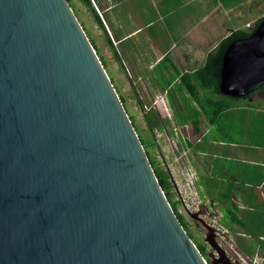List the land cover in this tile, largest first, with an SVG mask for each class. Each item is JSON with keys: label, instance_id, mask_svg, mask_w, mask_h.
Instances as JSON below:
<instances>
[{"label": "water", "instance_id": "obj_1", "mask_svg": "<svg viewBox=\"0 0 264 264\" xmlns=\"http://www.w3.org/2000/svg\"><path fill=\"white\" fill-rule=\"evenodd\" d=\"M263 86L264 21L226 49L219 89ZM0 264H207L67 0H0Z\"/></svg>", "mask_w": 264, "mask_h": 264}, {"label": "crops", "instance_id": "obj_2", "mask_svg": "<svg viewBox=\"0 0 264 264\" xmlns=\"http://www.w3.org/2000/svg\"><path fill=\"white\" fill-rule=\"evenodd\" d=\"M91 1L113 43L109 46L114 54H107L137 80L134 86L149 80L147 93L155 96L153 102L163 96L159 103L166 121L180 127L179 149L186 152L198 173L205 210L218 208L223 216L222 205L235 203L249 217L245 219L246 228L236 227V231L245 236L254 229L264 235V90L248 100L234 102L222 114L237 121L224 133V139L213 135L220 117L214 124L205 117L187 120L188 110H200V106L181 87L183 78L202 70L209 53L224 39L238 31H253L264 20V10L252 9V5L260 6V0ZM93 31L97 40L101 36L106 40L95 23ZM170 109L179 111L172 121ZM184 128L192 132L185 135ZM182 165L179 154L167 167L173 186L182 180ZM253 213L257 221L252 219Z\"/></svg>", "mask_w": 264, "mask_h": 264}, {"label": "rangeland", "instance_id": "obj_3", "mask_svg": "<svg viewBox=\"0 0 264 264\" xmlns=\"http://www.w3.org/2000/svg\"><path fill=\"white\" fill-rule=\"evenodd\" d=\"M70 6L85 33L91 39H94L98 51H100V54L103 53L102 55L107 60V72L109 74V77L114 82L119 96L123 97L128 114L134 118L135 127L137 131H139V134L145 143L148 154L155 160V163L159 168L167 170V167L173 165L174 159L179 156L175 146L181 148L182 136L179 131L180 127H178V125H173V123L170 122L169 129L164 128V130L162 129L163 131L156 129L155 132L152 133L149 130L148 125L146 124L144 119L146 113L152 110L156 111L162 119H165V117H167L166 114L161 111V109L154 108V102L158 101L162 103L163 96H159L158 98H156V101L153 102L155 96H150L147 93V83L150 82L149 80H143L142 83L140 82L139 86H134L133 84L137 82V80L131 79L130 76H128V72L125 70V68H123L122 63H117L113 56L108 55L114 54V50L109 46L108 43V45L105 44L106 40L103 38V36H98L100 38H98L97 40L96 33L93 31V18L91 17L89 12L85 10L86 8L82 7L79 0H70ZM252 7H254L252 9H254L256 12L257 10H264V0H260V6L252 5ZM178 112V110L170 109L171 120L169 121H172V119L175 118V115H177ZM191 112L192 111H190V113ZM235 119L236 118L234 117L232 119L231 117L226 115L220 116L218 122L216 123L215 129L213 130V135L217 138L225 139L226 131L230 130V126L232 125V123L236 124L237 121H235ZM182 131L185 135H187L189 132H192V129L190 128L189 132H186L184 128ZM174 191L172 192L171 202L173 204H176L178 213L182 211V213L180 214L183 217L184 221L188 224L189 234L192 236L193 240L206 246L207 256L205 260L207 264H211L212 256L215 255L216 252L214 248L206 241V236L208 233L207 229L204 227V224L202 222L192 219L189 214L185 213L180 204L176 202V195ZM202 214L204 215V211ZM222 218L223 216H221V211L218 208H215V211L211 213V216H209L208 218L206 217V219L210 223L211 220H216L220 225ZM253 231L256 230L253 229ZM220 233L222 235L219 236L217 240L219 243H221V241L224 242V247L234 263L264 264V260L262 259L261 254L249 256L241 251L238 241L235 239V236L229 231L228 233ZM250 234L249 241L250 243H252L255 240L253 236H258L259 234L256 232ZM258 247V251H260V245Z\"/></svg>", "mask_w": 264, "mask_h": 264}, {"label": "trees", "instance_id": "obj_4", "mask_svg": "<svg viewBox=\"0 0 264 264\" xmlns=\"http://www.w3.org/2000/svg\"><path fill=\"white\" fill-rule=\"evenodd\" d=\"M68 4L70 6V0H67ZM80 4L87 9L91 17L93 18V21L95 25L97 26L98 30H101L104 35L106 36L107 43L112 46V41L110 37L108 36V33L106 31V28L103 24V21L100 16H98L97 12L94 10L93 5L91 4L90 0H79ZM71 8V6H70ZM72 10V8H71ZM73 11V10H72ZM74 13V12H73ZM264 20L259 21L256 24L257 28ZM80 24V23H79ZM82 27V26H81ZM84 31V29H83ZM85 32V31H84ZM86 37H88L91 45L93 46L98 58H100L105 70L107 71V63L106 61L98 55L97 49L94 45V42L92 39L85 33ZM250 35V31H238L230 35L228 38L224 39L220 45L211 53H209L205 66L200 70L199 72L193 74L192 76H186L183 78L181 87L189 94L191 99H193L195 102L198 103V106H200V110H188V113L190 115L189 119L187 120H194L198 118L205 117L209 123L214 124L216 119L222 116V114L229 109L232 108L234 102L237 101H243L250 99L254 94L244 98V99H233L230 97L223 96L220 93V80H221V69H222V60L223 55L228 48V46L236 39L245 38ZM108 73V72H107ZM109 76V74H108ZM112 81V79H111ZM112 84L114 85V82L112 81ZM115 87V85H114ZM115 90L119 96V93L117 91V88L115 87ZM264 90V86L258 91L261 92ZM257 93V92H256ZM120 99L122 103L125 106V102L123 100V97L120 96ZM126 108V107H125ZM190 111H192L190 113ZM130 116V115H129ZM130 119L132 120V123L135 126L134 118L130 116ZM145 122L148 125L149 130L154 133L156 129L164 130V128H169V123L166 121V119L160 118L159 114L156 111H149L145 115ZM136 129V127H135ZM137 135H139L140 140L143 143V146L145 148V151L150 158V162L152 164L153 170L156 174V177L159 181V184L170 203L171 207L174 209L180 223L184 227L185 231L189 235V237L192 239V241L197 244L202 254L207 256L206 254V246L202 243H197L193 240L192 236L189 234V226L184 221L183 217L180 213L177 212L176 204H173L171 202L172 199V192L174 191L173 183H172V177L171 174L162 168H159L157 164L155 163V160L148 154L146 150L145 143L143 139L141 138L139 131L136 129ZM233 192V191H232ZM231 192V193H232ZM253 205V204H249ZM222 206L223 210V218L221 219V225L229 230L231 234L235 236V239L238 241L239 247L241 251L246 253L249 256H255L259 254L260 251H258V246L260 245V250L264 249V239H261L260 237L264 235H258L253 236L255 240L250 243L249 241V234H246L245 236L242 235V232L236 231V227L242 229L246 228L245 219H248V216H245L244 211H242L237 204L232 202H225ZM254 206V205H253ZM255 215V216H254ZM253 220H258V217L256 213H253L252 215ZM251 219V218H250ZM251 219V220H252ZM254 233V232H252ZM251 236V234H250ZM259 242V244H258ZM262 251V250H261Z\"/></svg>", "mask_w": 264, "mask_h": 264}, {"label": "built area", "instance_id": "obj_5", "mask_svg": "<svg viewBox=\"0 0 264 264\" xmlns=\"http://www.w3.org/2000/svg\"><path fill=\"white\" fill-rule=\"evenodd\" d=\"M93 7L94 4L91 1ZM95 8V7H94ZM250 28L251 26H247ZM155 107L161 109L160 103L157 101L154 103ZM174 143V142H173ZM175 146V145H174ZM177 152H179L182 158V180L179 183L174 182L176 202L180 204V206L184 209L185 213H202L205 210L206 204L202 197V188L199 185V176L198 173L195 172L193 167L190 165L189 160L187 159L186 152L181 151L178 146H175ZM179 160V159H178ZM182 213V211H180ZM211 210H205L204 215L201 214L207 223L217 229L218 236L222 234L220 232L228 233V230L219 224L216 220L211 223L206 219L211 216Z\"/></svg>", "mask_w": 264, "mask_h": 264}, {"label": "flooded vegetation", "instance_id": "obj_6", "mask_svg": "<svg viewBox=\"0 0 264 264\" xmlns=\"http://www.w3.org/2000/svg\"><path fill=\"white\" fill-rule=\"evenodd\" d=\"M258 93V92H257ZM256 94V93H255ZM221 246L222 248L225 250L226 252V255L224 256V258L221 259V262L217 263V264H237V263H234L233 260L230 258V256L228 255V252L226 251L225 247H224V242L221 241ZM216 252V251H215ZM217 256V253L215 254ZM213 255V256H215ZM213 256H212V260H213ZM211 260V262H212Z\"/></svg>", "mask_w": 264, "mask_h": 264}]
</instances>
